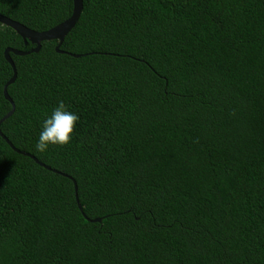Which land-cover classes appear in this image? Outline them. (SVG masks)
I'll list each match as a JSON object with an SVG mask.
<instances>
[{"label":"trees","instance_id":"16d2710c","mask_svg":"<svg viewBox=\"0 0 264 264\" xmlns=\"http://www.w3.org/2000/svg\"><path fill=\"white\" fill-rule=\"evenodd\" d=\"M72 7L0 0L38 31ZM56 44L9 52L0 131L50 168L0 135V264H264V0H82ZM33 46L0 23V118ZM58 100L79 123L39 153Z\"/></svg>","mask_w":264,"mask_h":264},{"label":"water","instance_id":"95a60500","mask_svg":"<svg viewBox=\"0 0 264 264\" xmlns=\"http://www.w3.org/2000/svg\"><path fill=\"white\" fill-rule=\"evenodd\" d=\"M73 1V7H72V11L71 14L64 19L63 21L57 23L56 25L45 29V30H34L31 29L29 27H27L26 25L22 24L21 22H18L16 20H13L3 14H0V23L4 24L6 26L11 27L18 35L21 36V38L23 39L24 43L26 42H30L31 44H33L34 46L28 50H21V49H17V48H12V47H6L3 51L4 57L5 59L8 61V63L11 65L12 67V75L11 77L4 83L3 85V95L5 97V99H7L10 104H11V108L10 110L3 115L0 118V123L6 118L8 117L14 110V104L13 101L11 100L10 96L7 93V86L9 84H11L15 77H16V70H15V66L14 63L9 55V52H12L14 54L17 55H23L29 52H37L40 48L41 45V41L43 40H51V39H55L57 40V44L55 45V50L58 52H62V50L59 49V45L61 44L64 36L67 34V32L74 26L75 22L77 21L81 9H82V0H72ZM74 56H78V54H73ZM0 135L5 139V141L11 146L12 149H14L15 151L22 153L24 155H28L30 156L34 161L38 162L39 164L45 166L46 168H50L48 165H45L43 163H41L35 156H33L32 154L24 151V150H20L18 148H16L15 146H13V144L2 134V132L0 131ZM66 175V174H65ZM68 176V175H67ZM74 190H75V199L77 202V205L79 208H81V205L78 201L77 198V194H76V184L74 182ZM87 218V217H86ZM88 219V218H87ZM90 221H97L100 222L101 218L97 217V218H92L89 219Z\"/></svg>","mask_w":264,"mask_h":264},{"label":"clouds","instance_id":"9594fccd","mask_svg":"<svg viewBox=\"0 0 264 264\" xmlns=\"http://www.w3.org/2000/svg\"><path fill=\"white\" fill-rule=\"evenodd\" d=\"M80 116L69 110L63 100H58L50 114L40 121V131L35 142V151L47 152L51 146H65L71 143L74 129Z\"/></svg>","mask_w":264,"mask_h":264}]
</instances>
